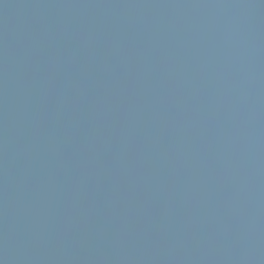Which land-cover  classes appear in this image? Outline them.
<instances>
[{"label": "water", "instance_id": "water-1", "mask_svg": "<svg viewBox=\"0 0 264 264\" xmlns=\"http://www.w3.org/2000/svg\"><path fill=\"white\" fill-rule=\"evenodd\" d=\"M0 264H264V0H0Z\"/></svg>", "mask_w": 264, "mask_h": 264}]
</instances>
